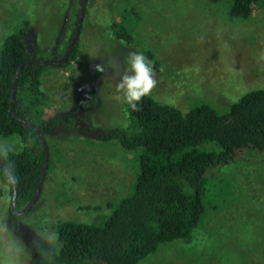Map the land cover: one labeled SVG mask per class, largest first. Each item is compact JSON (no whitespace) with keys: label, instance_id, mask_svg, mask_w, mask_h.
I'll list each match as a JSON object with an SVG mask.
<instances>
[{"label":"rangeland","instance_id":"1","mask_svg":"<svg viewBox=\"0 0 264 264\" xmlns=\"http://www.w3.org/2000/svg\"><path fill=\"white\" fill-rule=\"evenodd\" d=\"M24 2L0 0V44L27 16L41 57L62 56L79 0H39L35 8ZM229 9V0H85L77 59L46 65L41 78L49 97L41 119L70 120L45 137L50 167L40 196L14 223L10 186L0 178V264H52L57 223L101 224L109 204L133 189V154L117 140L94 137L98 129L133 131L128 105L116 99L119 75L97 72L96 64L116 57L123 70L129 51L143 53L158 82L149 95L183 112L200 102L224 112L246 92L264 88V4L246 19L231 18ZM120 28L131 42L117 37ZM19 148L17 137L0 136V153ZM203 149L218 150L213 143ZM204 204L193 244L162 245L139 264H264V160L223 167L209 181Z\"/></svg>","mask_w":264,"mask_h":264},{"label":"trees","instance_id":"2","mask_svg":"<svg viewBox=\"0 0 264 264\" xmlns=\"http://www.w3.org/2000/svg\"><path fill=\"white\" fill-rule=\"evenodd\" d=\"M24 1L25 7L33 3L35 8L39 3ZM229 1L231 18H249L264 4V0ZM76 18L77 12L75 25ZM18 25L0 44V136L17 137L20 144L18 150L7 149L0 155L17 186L16 210L33 198L45 158L35 130L10 110L18 66L43 60L27 16ZM126 34L122 28L116 30L117 37L131 42V36ZM77 57L78 42L68 60L58 65L66 66ZM44 68L22 66L13 108L17 116L47 137L55 128L67 124L70 116L41 119L49 101L41 87ZM139 109L127 108L132 132L98 129L94 135L99 141L117 140L133 154L130 161L136 167V177L132 191L119 202L109 204L111 211L101 224L72 220L57 223L54 230L59 247L52 252V264H139L162 245L176 241L191 245L205 213L204 194L209 181L229 164L264 160V88L246 92L224 112L205 102L183 112L151 95L142 98ZM207 143L215 144L218 150L203 149ZM0 178L10 186L12 198V184L1 166ZM17 218L9 208V223ZM30 264L38 263L32 259Z\"/></svg>","mask_w":264,"mask_h":264},{"label":"clouds","instance_id":"3","mask_svg":"<svg viewBox=\"0 0 264 264\" xmlns=\"http://www.w3.org/2000/svg\"><path fill=\"white\" fill-rule=\"evenodd\" d=\"M123 70L116 57L96 64L95 70L103 73L107 69L119 75L116 84L117 100H123L133 111H138L142 98L148 96L157 85L156 74L151 61L143 54L129 51L123 59Z\"/></svg>","mask_w":264,"mask_h":264},{"label":"water","instance_id":"4","mask_svg":"<svg viewBox=\"0 0 264 264\" xmlns=\"http://www.w3.org/2000/svg\"><path fill=\"white\" fill-rule=\"evenodd\" d=\"M84 3L85 0H79V6H78V12H77V18H76V25L74 28V33L71 37V40L69 41L65 52L63 54V56L57 60H47V59H43V60H30L27 62H22L18 68L17 71L15 73L14 76V80H13V85H12V93H11V105H10V110L11 112L14 114V116L16 118H18L19 120H21L23 123H25L26 125H28L29 127L33 128L39 138V140L42 143L44 152H45V158H44V163H43V168L41 171V176H40V180L38 182L37 185V189L35 191V194L33 196V198L31 199V201L20 211L16 210L15 208V201H16V196H17V186L15 183L14 178L12 177L7 165L5 164L4 160L2 159L1 155H0V166L2 167V169L4 170V172L6 173L9 181L12 184V188H13V192H12V198H11V210L14 214L16 215H24L26 214L31 208L32 206L37 202L41 190H42V186H43V182L47 173V168H48V163H49V152H48V146L45 140V137L41 134V132L39 131V129L35 128L30 122L26 121L25 119L20 118L19 116H17L15 114L14 108H13V100H14V95H15V90H16V82H17V78L19 75V72L22 68V66L24 65H58L60 63H65L68 58L69 55L75 45V43L77 42L78 36H79V32H80V28H81V21H82V16H83V11H84ZM83 100H87L88 99V95L87 94H83L82 95Z\"/></svg>","mask_w":264,"mask_h":264},{"label":"flooded vegetation","instance_id":"5","mask_svg":"<svg viewBox=\"0 0 264 264\" xmlns=\"http://www.w3.org/2000/svg\"><path fill=\"white\" fill-rule=\"evenodd\" d=\"M62 56H63V55H62ZM62 56H61V57H62ZM50 60H57V59L54 58V59H50ZM82 95H83V94H81V100L84 102L85 100H83ZM88 99H89V96H88ZM10 208H11V206H10ZM16 216H20V215H16Z\"/></svg>","mask_w":264,"mask_h":264}]
</instances>
